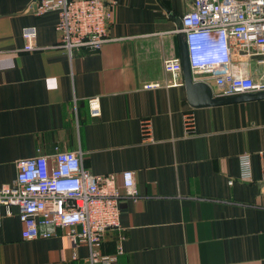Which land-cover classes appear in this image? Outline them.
<instances>
[{"label": "crops", "instance_id": "obj_1", "mask_svg": "<svg viewBox=\"0 0 264 264\" xmlns=\"http://www.w3.org/2000/svg\"><path fill=\"white\" fill-rule=\"evenodd\" d=\"M40 1L0 0V187L15 182L20 160L81 150L87 170L121 189L123 173H135L139 198L122 200L120 229L102 245L115 255L121 244L118 264H264V100L193 108L184 75L170 86L164 70L182 59L193 0H107L110 40L72 56L58 48V14L36 15ZM31 27L40 50L23 52ZM144 120L154 143L144 142ZM18 213L0 207V264H89V248L62 230L24 240Z\"/></svg>", "mask_w": 264, "mask_h": 264}, {"label": "built area", "instance_id": "obj_2", "mask_svg": "<svg viewBox=\"0 0 264 264\" xmlns=\"http://www.w3.org/2000/svg\"><path fill=\"white\" fill-rule=\"evenodd\" d=\"M58 14V48L71 56L89 49L99 51L109 40L114 22V3L107 0H42L37 16ZM179 30L186 38L194 82L208 84L215 98L264 92V0H193L192 9L182 17ZM23 52L40 50L35 45L36 28L23 34ZM257 65L253 72L250 67ZM261 68V69H258ZM170 86H183L181 58L164 61ZM158 85H146V89ZM92 114L100 115L97 101ZM186 136L196 132L192 111L183 114ZM146 143H154L150 120L141 124ZM84 153L57 151L38 154L17 162L12 185L0 187V207L11 215L18 208L23 239H50L59 230L75 247L89 248V264H118L121 244L115 255H105L102 245L108 231L120 229V204L125 198H139L134 172L123 173V188L114 176H98L84 167ZM242 179L251 181L249 155L242 158Z\"/></svg>", "mask_w": 264, "mask_h": 264}, {"label": "water", "instance_id": "obj_3", "mask_svg": "<svg viewBox=\"0 0 264 264\" xmlns=\"http://www.w3.org/2000/svg\"><path fill=\"white\" fill-rule=\"evenodd\" d=\"M182 64L188 101L193 108H210L252 100H264V92L228 98H215L212 88L203 82H194L190 67L186 38L182 51Z\"/></svg>", "mask_w": 264, "mask_h": 264}]
</instances>
